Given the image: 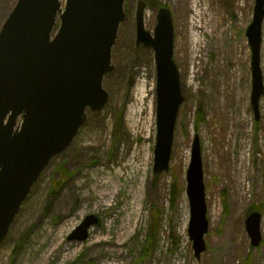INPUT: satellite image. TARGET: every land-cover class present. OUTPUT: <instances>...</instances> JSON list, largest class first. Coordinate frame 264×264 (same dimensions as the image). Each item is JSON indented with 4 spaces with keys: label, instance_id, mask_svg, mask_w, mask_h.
I'll return each mask as SVG.
<instances>
[{
    "label": "rangeland",
    "instance_id": "obj_1",
    "mask_svg": "<svg viewBox=\"0 0 264 264\" xmlns=\"http://www.w3.org/2000/svg\"><path fill=\"white\" fill-rule=\"evenodd\" d=\"M144 1L150 32L158 5L171 10L184 95L168 171H152L155 64L152 50L135 44L137 0H126L114 70L102 81L108 101L87 110L72 143L32 186L0 245V264H264V93L255 119L245 34L255 0ZM15 2L0 0V27ZM261 36L264 81V19ZM195 134L209 221L199 258L185 192ZM254 210L262 214L257 246L244 225ZM87 215L98 218L87 238L68 240Z\"/></svg>",
    "mask_w": 264,
    "mask_h": 264
},
{
    "label": "water",
    "instance_id": "obj_2",
    "mask_svg": "<svg viewBox=\"0 0 264 264\" xmlns=\"http://www.w3.org/2000/svg\"><path fill=\"white\" fill-rule=\"evenodd\" d=\"M126 0H16L0 27V245L32 186L49 161L63 152L84 124L87 110L108 101L103 78L114 70L111 51L125 18ZM147 4L137 0L135 44L150 48L155 64V175L166 172L176 120L184 95L174 59L169 7L156 12L152 32L145 28ZM57 19L59 23L57 24ZM264 0H255L245 34L251 49L250 101L255 119L264 93L260 67ZM199 136L194 135L186 171L188 236L194 256L206 249L207 205ZM262 214L244 220L253 246L259 245ZM95 215H87L68 235L84 241ZM135 264V263H131Z\"/></svg>",
    "mask_w": 264,
    "mask_h": 264
},
{
    "label": "trees",
    "instance_id": "obj_3",
    "mask_svg": "<svg viewBox=\"0 0 264 264\" xmlns=\"http://www.w3.org/2000/svg\"><path fill=\"white\" fill-rule=\"evenodd\" d=\"M147 1H151V0H147ZM158 6H160V4Z\"/></svg>",
    "mask_w": 264,
    "mask_h": 264
}]
</instances>
